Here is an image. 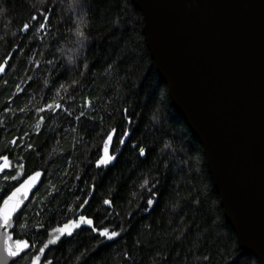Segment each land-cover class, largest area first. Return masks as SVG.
<instances>
[{"label":"trees","instance_id":"16d2710c","mask_svg":"<svg viewBox=\"0 0 264 264\" xmlns=\"http://www.w3.org/2000/svg\"><path fill=\"white\" fill-rule=\"evenodd\" d=\"M41 12L48 23L38 31ZM143 28L132 0H0V62L11 53L0 72V155L13 165L0 172V196L45 171L14 229L36 247L14 264H31L50 228L71 218L68 209L93 184L85 214L120 235L108 241L85 227L49 245L41 264H259L239 246L203 145L173 105ZM53 102L61 108L36 111ZM125 108L131 135L122 148L114 137L117 159L97 168L108 130L119 135L129 127ZM134 143L147 154L139 156ZM20 163L23 174L14 180ZM153 192L157 202L145 211Z\"/></svg>","mask_w":264,"mask_h":264},{"label":"water","instance_id":"95a60500","mask_svg":"<svg viewBox=\"0 0 264 264\" xmlns=\"http://www.w3.org/2000/svg\"><path fill=\"white\" fill-rule=\"evenodd\" d=\"M132 3L172 103L203 145L240 248L264 264V0ZM39 170L21 212L45 178Z\"/></svg>","mask_w":264,"mask_h":264},{"label":"snow or ice","instance_id":"6c2138e0","mask_svg":"<svg viewBox=\"0 0 264 264\" xmlns=\"http://www.w3.org/2000/svg\"><path fill=\"white\" fill-rule=\"evenodd\" d=\"M39 19H42L43 22L39 23V30H43L46 28L48 23V15L46 12H41L39 14ZM31 20H38V15L33 14L31 16ZM30 28L29 22L25 21L22 25L21 31H28ZM11 53L5 57L3 62H0V72L5 70L7 65V61L10 58ZM75 83V81H73ZM17 91H21L20 86L17 85ZM61 89L64 88L63 85L60 86ZM59 91V89H58ZM91 105L90 99H85L84 106L89 107ZM61 108L60 103H48L45 104L42 108H37V112H44L47 110L56 111ZM124 118L128 128L123 129V131L118 135V129L113 127L108 130L106 133L100 155L95 161V165L97 168H107L109 165L114 163L119 155V151L113 148V140L116 138V143L122 148L125 144L128 137L131 135V124L132 117L129 115V110L127 108L123 109ZM84 113L81 112L80 116H83ZM44 120V117L41 116L39 118V122L37 123V128H39L40 122ZM27 135V133H25ZM22 139V138H21ZM13 144L16 143V138L12 141ZM28 148H32V145L29 144ZM133 148L138 150L139 156H145L147 154V149L144 146H140L137 144H133ZM12 162L8 155H0V172L12 168ZM17 172L16 175L11 177L12 179H18L23 174L24 164L20 163L16 165ZM43 175L41 170H36L26 175V178H23L22 181L18 182L16 186H14L10 191H8L5 195L0 196V238H2V244H0V264H6V261L9 258L13 259L21 255V253L25 252L29 248L36 247L35 244H30L29 240L26 238H14V228H15V220L18 219V213L21 212L23 207L25 206V202L29 199V196L37 185L39 178ZM148 183L147 180L144 181L146 185ZM144 185H142L143 187ZM95 190V184L91 186L90 192L88 196H86L81 203L75 208V211L70 207L68 209L69 212H72L71 218L66 219L62 224H57L55 227L50 228L49 230V238L46 242L42 244L41 247L38 248L37 252L31 257V264H41L42 256L45 253V250L51 244L59 243L63 237H71L77 233L78 230H82L85 227L93 233H96L99 237L104 240H114L116 237L120 235V232L113 230L110 227L104 226L103 222L99 225L95 221L94 217L85 214V208L89 204V201L92 197V193ZM157 194L155 192L152 193V196L147 200L148 207L145 211L151 209V207L157 202L155 197ZM77 199H80L77 197ZM112 199H104L103 204L108 206L109 208L113 207ZM131 215V213L129 214ZM26 227V224H21V228ZM37 227H43L42 224H38ZM46 264H50V262H46Z\"/></svg>","mask_w":264,"mask_h":264}]
</instances>
